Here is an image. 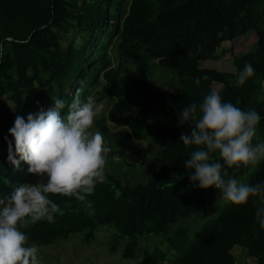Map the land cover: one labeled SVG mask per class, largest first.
Segmentation results:
<instances>
[{
  "label": "trees",
  "instance_id": "1",
  "mask_svg": "<svg viewBox=\"0 0 264 264\" xmlns=\"http://www.w3.org/2000/svg\"><path fill=\"white\" fill-rule=\"evenodd\" d=\"M251 30L257 41L233 58V71L201 65L220 58L223 41ZM0 55V199L21 171L7 160L16 116L47 110L56 97L66 105L77 95L82 99L99 75L101 98L114 99L95 120L107 144L112 140L119 153L135 149L138 155L139 142L156 139L161 145L157 169L137 182H132L135 173L125 180L105 171L106 182L87 197L94 214L73 197L51 195L61 210L56 222L22 229L29 243L48 245L74 233H83L82 242L89 243L106 226L114 230L110 250L122 243L123 258L133 255L141 236L164 235L168 248L156 247L139 264H239L234 246L255 258L254 264H264L258 197L227 204L202 228L169 229L221 198L214 187L201 189L189 180L184 161L193 148L179 138L191 128L178 124L181 109L216 90L225 102L260 114L254 142H264V0H0ZM153 64L168 67L177 79L158 89L152 79L136 75H145ZM245 64L255 75L237 86L234 73ZM248 168L225 166V179L239 178ZM246 183H264V160Z\"/></svg>",
  "mask_w": 264,
  "mask_h": 264
},
{
  "label": "clouds",
  "instance_id": "2",
  "mask_svg": "<svg viewBox=\"0 0 264 264\" xmlns=\"http://www.w3.org/2000/svg\"><path fill=\"white\" fill-rule=\"evenodd\" d=\"M234 75L235 84L242 86L255 75V69L245 64ZM53 101L47 110L41 107L26 118L17 115L9 129L8 162L18 168L23 161L27 172L39 180L18 185L10 196L0 199V264H42L38 245L29 243L22 229L41 221L56 222L61 210L51 195L73 197L94 214L87 197L107 179L105 169L112 150L103 134L93 130L104 103L93 96L82 101L78 95L69 105L57 97ZM260 120L257 111L225 102L216 90L178 113V124L191 128L190 134L182 133L179 138L184 146L193 148L184 161L190 182L201 189L214 187L231 204H246L250 197H258L261 206L255 216L264 228V183L248 184L235 176L225 179L224 172L225 166H255L264 160V142H254ZM214 153L218 160H213Z\"/></svg>",
  "mask_w": 264,
  "mask_h": 264
},
{
  "label": "rangeland",
  "instance_id": "3",
  "mask_svg": "<svg viewBox=\"0 0 264 264\" xmlns=\"http://www.w3.org/2000/svg\"><path fill=\"white\" fill-rule=\"evenodd\" d=\"M256 41L257 35L253 30L249 31L246 35L236 37L233 40L223 41L219 49L220 58L215 61H204L201 65L203 67L214 68L217 70L226 69L233 71V58L237 55L248 52L250 49H252ZM110 53L113 57V49H110ZM112 62L114 63L116 62V60L112 58ZM136 75L152 79V87L158 89L165 87L167 85L166 83L172 84V80L177 79L176 73L168 67L155 66L154 64L152 65L149 72H147L145 75L139 72H137ZM102 83L103 78L99 75L94 86L85 89L82 95V99L80 97V99L83 101L88 96H93L94 98H96L98 103H104L105 107L103 111L96 117V119L106 114L109 110L110 105L114 101V99L108 97L101 98L100 91L102 88ZM215 85L217 87L220 86V84ZM107 124L110 125L111 130H114V128L111 127L110 122H107ZM93 130H97L95 122ZM104 140L106 146H109L112 150L108 156V163L105 171L107 170L109 173L116 174L125 180V177L128 178L135 173L138 176H136V178H132V182L134 183L138 180H141L143 173H145L146 175L151 170L157 169L156 163L158 160V154L161 150V145L156 139H152L154 143L139 142V155L136 153L135 149L126 150L122 153H119L116 145L112 142V140H109L108 142L110 145L107 144L106 139ZM114 157H120V159H116ZM24 164L25 163L21 161L19 166V171H21L20 173H17V178L12 179L11 184L9 185L7 183L4 190L1 191V194H4L6 197H8L10 196L14 188L18 185L24 183L35 184L36 182H38L39 177L27 172V164H25V166L22 168V165ZM257 165L249 166L248 170L242 176H240L239 179L246 183L251 177ZM227 204L229 203L225 202L222 197H215L208 203L207 206H205L204 209L198 212H194L184 219L178 220L177 222L171 224L169 226V229H173L177 226H188L192 230H195L200 226L202 228L215 216L219 215L223 207ZM82 235L83 233H74L66 239H58L54 243L48 245H38L42 264H139L156 247H164V249L168 248V245L162 244V241L164 239V235L162 233L145 234L139 238V243L133 255L130 258H123L122 243L118 244L115 250H110L112 245L111 240L114 237V230L112 228L101 226L97 230L95 238L89 243L82 242ZM232 253L236 257V261L239 264L255 263V258L248 256L244 249L239 246H234L232 248Z\"/></svg>",
  "mask_w": 264,
  "mask_h": 264
}]
</instances>
